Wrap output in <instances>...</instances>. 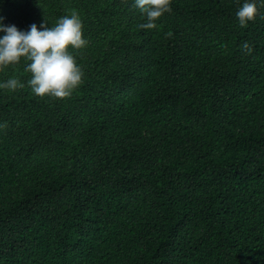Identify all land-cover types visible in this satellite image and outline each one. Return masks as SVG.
Masks as SVG:
<instances>
[{
  "label": "trees",
  "instance_id": "16d2710c",
  "mask_svg": "<svg viewBox=\"0 0 264 264\" xmlns=\"http://www.w3.org/2000/svg\"><path fill=\"white\" fill-rule=\"evenodd\" d=\"M0 0L27 30L75 11L82 83L37 96L0 71V264H264V8ZM252 46L251 54L242 44Z\"/></svg>",
  "mask_w": 264,
  "mask_h": 264
},
{
  "label": "clouds",
  "instance_id": "9594fccd",
  "mask_svg": "<svg viewBox=\"0 0 264 264\" xmlns=\"http://www.w3.org/2000/svg\"><path fill=\"white\" fill-rule=\"evenodd\" d=\"M134 6L145 16L142 29L156 27V20L171 11V0H133ZM264 8V0H242L235 15L240 26L255 20ZM0 15V71L18 63L21 58L28 61L25 70L31 73L27 81L37 96L69 97L83 81L84 72L70 48L79 49L88 41L83 35V23L77 12L58 18L53 26L41 21L32 23L27 30L15 24H5ZM242 50L251 54L252 46L242 44ZM25 85L17 76L0 80V89L16 90Z\"/></svg>",
  "mask_w": 264,
  "mask_h": 264
}]
</instances>
